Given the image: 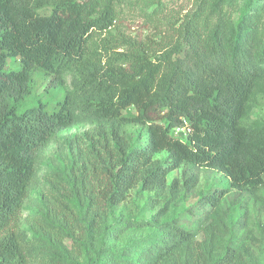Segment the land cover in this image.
Listing matches in <instances>:
<instances>
[{"label":"trees","instance_id":"16d2710c","mask_svg":"<svg viewBox=\"0 0 264 264\" xmlns=\"http://www.w3.org/2000/svg\"><path fill=\"white\" fill-rule=\"evenodd\" d=\"M124 1L0 0V264H27L15 225L37 159L80 121L110 124L113 141L91 154V172L86 166L76 177L84 186V179L91 181L77 199L91 226L131 189L166 188L167 175L181 165L214 170L239 191L264 189V125L243 124L264 74L256 32L264 0L247 2L235 23L220 13L211 24L205 10H197L154 53L150 43L131 40L94 47L95 36L116 24ZM9 59L17 68H9ZM66 74H72L70 91ZM47 80L57 93L48 95L46 88L40 97ZM129 108L136 116L124 115ZM128 125L138 126L134 138L123 131ZM174 129H185L186 136H172ZM162 152L166 157L154 158ZM219 194L200 201L216 205ZM162 229L140 264H206L190 227L171 221Z\"/></svg>","mask_w":264,"mask_h":264},{"label":"rangeland","instance_id":"374dc122","mask_svg":"<svg viewBox=\"0 0 264 264\" xmlns=\"http://www.w3.org/2000/svg\"><path fill=\"white\" fill-rule=\"evenodd\" d=\"M221 1L125 0L118 6L114 27L98 33L93 46L100 49L103 40L111 43L131 40L150 43L154 53L167 46L172 28L197 10L204 9L211 24H216L220 13L235 23L247 2L256 3V0H233L228 5ZM216 2V9L212 10ZM256 27L262 47L264 9ZM123 47L118 52H123ZM8 64L11 69L18 66L13 59ZM71 77L72 74L64 76L67 91L71 90ZM48 84L47 80L38 90L40 97L45 95ZM46 93L57 92L47 88ZM247 106L243 124L253 128L263 126L264 74L256 81ZM124 115L133 117L136 112L129 108ZM137 129L138 126L128 125L123 131L134 138ZM110 131V124L80 121L59 133L40 153L15 225L27 264H116L118 258L124 263L140 264L138 259L160 240L162 226L171 221L183 222L194 231L206 264H225V255L226 264H264V189L255 194L239 191L218 172L192 165H181L170 172L163 190L131 189L123 203L111 208L97 227L91 226L84 207L77 202L91 181L84 179L87 182L84 186L83 178L76 177L81 171L85 174L86 166V173L91 172L88 159L95 150L113 144ZM180 134L185 137V129L171 131L172 136ZM166 155L162 152L154 158L163 159ZM173 182L176 183L170 188ZM214 191L222 192L216 205L203 206L201 198ZM170 263L169 260L166 264Z\"/></svg>","mask_w":264,"mask_h":264}]
</instances>
